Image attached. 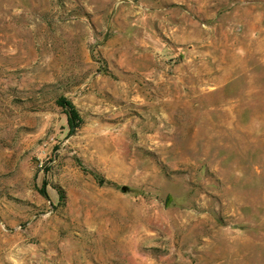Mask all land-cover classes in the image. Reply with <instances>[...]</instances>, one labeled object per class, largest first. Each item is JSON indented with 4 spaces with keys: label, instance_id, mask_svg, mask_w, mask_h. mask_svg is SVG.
Masks as SVG:
<instances>
[{
    "label": "rangeland",
    "instance_id": "rangeland-1",
    "mask_svg": "<svg viewBox=\"0 0 264 264\" xmlns=\"http://www.w3.org/2000/svg\"><path fill=\"white\" fill-rule=\"evenodd\" d=\"M0 264H264V0H0Z\"/></svg>",
    "mask_w": 264,
    "mask_h": 264
},
{
    "label": "trees",
    "instance_id": "trees-1",
    "mask_svg": "<svg viewBox=\"0 0 264 264\" xmlns=\"http://www.w3.org/2000/svg\"><path fill=\"white\" fill-rule=\"evenodd\" d=\"M57 105L63 109L67 117V123L69 128L72 131L78 129L82 123V118L75 104L72 101L68 100L66 97H60L57 100ZM96 179L98 180V177H96ZM59 194L61 198H64L62 192L59 191Z\"/></svg>",
    "mask_w": 264,
    "mask_h": 264
},
{
    "label": "water",
    "instance_id": "water-1",
    "mask_svg": "<svg viewBox=\"0 0 264 264\" xmlns=\"http://www.w3.org/2000/svg\"><path fill=\"white\" fill-rule=\"evenodd\" d=\"M123 189L125 190L126 188L124 187Z\"/></svg>",
    "mask_w": 264,
    "mask_h": 264
}]
</instances>
